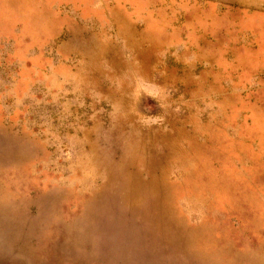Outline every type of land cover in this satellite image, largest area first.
Returning a JSON list of instances; mask_svg holds the SVG:
<instances>
[{
  "label": "rangeland",
  "instance_id": "374dc122",
  "mask_svg": "<svg viewBox=\"0 0 264 264\" xmlns=\"http://www.w3.org/2000/svg\"><path fill=\"white\" fill-rule=\"evenodd\" d=\"M0 264H264V0H0Z\"/></svg>",
  "mask_w": 264,
  "mask_h": 264
}]
</instances>
